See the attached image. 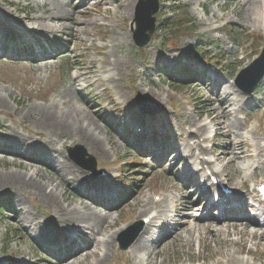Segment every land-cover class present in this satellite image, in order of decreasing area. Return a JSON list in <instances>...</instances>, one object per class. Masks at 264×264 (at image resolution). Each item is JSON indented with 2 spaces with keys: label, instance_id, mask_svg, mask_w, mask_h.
<instances>
[{
  "label": "rangeland",
  "instance_id": "rangeland-1",
  "mask_svg": "<svg viewBox=\"0 0 264 264\" xmlns=\"http://www.w3.org/2000/svg\"><path fill=\"white\" fill-rule=\"evenodd\" d=\"M159 1L162 7L157 13L158 20L162 17L172 19L174 17L173 10L186 5L184 7H187L194 20V31L182 36L176 46L168 47V31H162V28L157 26L155 36L153 35L151 42L142 50L136 46L132 33L127 29V24L136 15V2L131 9L123 5L117 10L115 7L117 4L115 5L111 0H0V5H3L8 10L10 17L14 18L12 23L17 30L27 32L37 40L53 42L60 48L61 45H64L61 49L67 50L66 57L54 59L46 64L25 60L10 62L0 60V89L5 93L0 98L1 131L13 135V131L16 130L19 131V134L15 133L14 135L19 138L13 135L14 139L39 138L38 148L45 147L50 152L54 148L63 151L66 149V144H69V139L74 142V136H80L79 134L85 136L87 132L83 129L64 133L50 132L44 123L42 111L51 106L52 110L58 108L60 111L68 112L72 109L70 106L74 101L73 106L78 107V113L82 112L86 120L90 118V121L94 123L92 131L102 140H99L101 148L107 150L109 160L115 156L126 160L129 156H127L126 142L121 136L122 133L119 132L120 128L116 130L115 127H109L104 117L105 111L102 112L101 105L98 104L101 102L108 110L115 112L117 107L115 93L119 94L123 100H128V96L133 94L132 89H128L125 94L122 93L114 80H107L108 69L112 68L108 61L112 55L126 57L129 62H132L124 76L125 81L130 76L133 78L137 92L150 94L161 105L171 108V99L176 96L172 84L177 80L175 76H158L156 62L165 60L169 62L165 58L174 57L177 52H191L192 48L197 51L199 48L211 45L212 51L224 52L228 56L226 60L229 63L237 61L236 65L239 66L237 70H239L240 67L251 61L259 50L260 43H255V47L247 48V50L231 48L232 43L237 44L238 41H233L234 38L229 31L230 25L239 31V35H242V32L245 33L248 30V27L245 26L247 24L258 31L264 39V27L249 22L257 17L261 9L259 8L255 12L251 11L253 1L191 0L190 3L185 0ZM62 8L64 11L60 12L59 9ZM53 12H58V14L49 18V14H53ZM203 20L208 21L209 24L205 25ZM49 21L52 22L49 24ZM54 25L59 26L54 27ZM59 30L62 33H56ZM111 38H115L118 42L116 52L119 55L112 54L109 59H104L102 58L104 49ZM192 56L196 55L189 54V58ZM197 60V58L193 59L191 65ZM69 66L75 68L76 72L78 70L85 75V79L81 78L79 81L80 92L77 91L72 83L73 80L69 77ZM100 70H103L105 84L101 80ZM86 85L87 92L83 93L82 89ZM107 85L111 88H107ZM180 90H183L182 92L187 96V101H181L180 104L182 111L187 113L189 119L195 122L198 116H203V118L200 117L202 121L211 120L214 125L222 128L220 122L223 121L220 111L215 105L209 106L214 97L208 93L202 83L192 82L190 86ZM87 93L90 94V98H86L88 101H85L84 97ZM92 98L94 102L91 101ZM36 107L38 109L34 110ZM263 130L264 116L259 114L256 123L242 136V140L247 141L251 133ZM220 132L222 134L217 139V143L222 150L227 146V139L224 130ZM48 142L51 144H47ZM75 142L85 144L86 141L76 139ZM85 147L88 152H94L92 146L85 144ZM17 148H19V152H22L24 147L17 144ZM97 148L99 149V146ZM98 157L105 159L102 154ZM47 158L51 164V158L49 156ZM225 160L230 161L231 158L227 157ZM49 167L50 165L43 166L22 156L0 153V199L10 196L12 198L10 206L13 207L12 210H15L10 211L2 208L0 213V250L3 248L8 259L16 258V262L20 264H46L47 259L41 254V244L37 241L39 236L36 233H46L48 237L50 235L45 225L38 224L37 217L36 220L29 221L30 216L27 215L29 216L27 218L26 214H23L29 223V228L24 227L16 220L18 219L16 213L20 209L18 207L22 205L25 208V204L28 203L27 205L30 206L32 204L27 196L30 195L27 193L30 190L28 188L24 196L20 195L25 203L16 199L15 195H19L24 185L13 186L9 183L14 181L11 176L12 172L18 174L15 178L20 182L26 179L27 176H23L26 173L36 172L29 178L35 184L40 185L47 182L50 187L56 185L58 192H55L63 205L79 208L80 204H84V200H80L74 195L72 187L66 182H62L55 173L48 171ZM149 167L150 165L147 163L139 169V171L145 170L147 174L140 172L128 174V170H126L125 174L129 177L128 180L131 183L141 184V188L130 196L127 204L112 212L109 221L102 225L104 231L111 228L118 219L135 218L142 211L150 193L161 190L177 193L178 188L183 186V182L178 179V175H182L184 178L179 163L175 162L174 164V161H170L164 165L160 164L158 172L149 170ZM227 169L234 182L243 177V171L237 170V163L234 164V161ZM159 172L163 173L162 178L157 177ZM120 174L122 175V173ZM134 178L142 181L139 182ZM31 195L36 196L33 193ZM35 198L41 202L40 197ZM26 210H28L27 207ZM29 211L35 212L34 209ZM25 228L26 230H24ZM202 230V238L199 239L197 233L190 237L185 229L181 235L163 243L150 254L147 259L148 264H185L187 261L194 262V264H214L221 256L227 258L231 251L235 256L238 252L252 255L256 264H264V234H257L256 238H253L249 229L242 234H219L215 230L209 232L203 228ZM237 237H240L239 241H232ZM3 239L4 243H2ZM85 239L88 240L89 235ZM199 241L201 242L199 243ZM98 258L97 253L77 257L71 264H96Z\"/></svg>",
  "mask_w": 264,
  "mask_h": 264
},
{
  "label": "bare ground",
  "instance_id": "bare-ground-1",
  "mask_svg": "<svg viewBox=\"0 0 264 264\" xmlns=\"http://www.w3.org/2000/svg\"><path fill=\"white\" fill-rule=\"evenodd\" d=\"M117 5L116 8L118 10L119 7L126 5V7L128 8H132L135 4V0H127V1H122V0H113ZM248 2V1H253V6L250 8L251 11L258 10L259 8H261L259 10V14H257V17L254 18L253 20L255 22H258L261 26L264 27V0H243V2ZM58 3V2H57ZM56 4V3H55ZM60 12H63V8L59 9ZM59 12V13H60ZM54 14H58V12H53V14H49V18L53 17ZM59 17V16H57ZM58 19V18H56ZM51 20V19H50ZM52 21H49V24ZM202 22V21H200ZM205 25H208L209 22L203 20ZM202 22V23H203ZM48 24V25H49ZM59 26V25H54V27ZM4 90L0 89V98L3 96ZM75 104V102H72V105L70 106V108H72L71 110H68V112H58L57 110L53 111L51 109V106L46 107L42 113H43V118L45 120V125L50 129V132L56 131V132H72V131H77V130H85L88 134H87V141L89 144H92L94 146V150L97 154L98 151L96 150L97 146H101L99 140V137L95 136V134L92 131V126L94 123H92L90 121V118H88V123L85 124V117H83V113H78V107L77 106H73ZM234 102L233 99L230 96H226L225 98H223L220 102V106L222 109H225L226 107H233L234 109ZM38 108L36 107L34 110H37ZM227 114H229V112H227ZM240 125V122L237 119H234L231 124L230 127L237 129ZM240 136V133H239ZM102 141V140H101ZM259 143V142H258ZM102 147V146H101ZM219 169V168H218ZM71 173H74V170L70 171ZM36 172H28L26 173V175L28 176L27 178L33 176ZM67 171H65L63 174H66ZM62 174V175H63ZM18 174L12 172L11 176L13 177V182L12 184H14L15 186L20 184L19 181L15 178V176H17ZM64 178V175H63ZM27 180V179H25ZM28 181L32 184L33 188L35 189L36 192H38L43 200L45 202H47L48 204H50L52 207H54L56 210H58L61 213V217H60V222L62 223H72V224H76L79 226H84L87 228H90V230H92L93 228L97 227L100 223L102 222H107L111 217L110 214L108 213H102V212H98L96 211L94 208H92L88 203H84V204H80L79 208H76L77 206H72V204H70L72 206V208H67L64 207L63 205L61 206V204L58 202V198H57V194L56 192H58L56 185L50 187V184L43 183V184H35L30 178L28 179ZM56 191V192H55ZM60 195V194H59ZM251 207V205L248 206V208ZM212 205H209L207 207V209H211ZM185 213H189V211H184L183 214ZM189 217V218H187ZM246 214L245 212L243 213V219L246 220ZM255 217H259V214L256 213ZM200 217H195L193 215L191 216H184L182 218V226L179 228L181 230L187 229V233L190 234V237L194 234L197 233V236L199 239L202 238V234H203V230L200 224H198V222L200 221ZM230 227H232V229H229ZM248 225L246 223L244 224H227L221 227L222 232L224 234H242L243 232H246L248 230ZM203 229L209 231H214V228L210 225H204ZM253 232H250V234ZM256 234H253L252 237L256 238ZM240 237L237 238H233L232 241H239ZM109 239H106V245L109 246L110 244ZM201 241H199L200 243ZM95 243L98 244V241L95 240ZM146 248V245L142 244L139 246V250H142ZM107 250V248H106ZM79 251V250H78ZM90 255H95V250L90 252ZM248 261H243L240 257L235 256L234 252L231 251L228 254L227 258H224L223 256H221V259L218 262H215L214 264H247ZM70 264V263H69ZM137 264H141L140 262H138ZM148 264V262H147Z\"/></svg>",
  "mask_w": 264,
  "mask_h": 264
}]
</instances>
